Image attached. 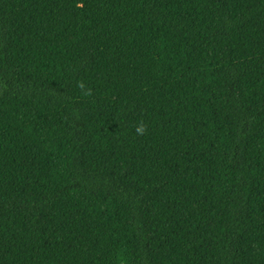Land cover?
Masks as SVG:
<instances>
[{"label":"trees","instance_id":"1","mask_svg":"<svg viewBox=\"0 0 264 264\" xmlns=\"http://www.w3.org/2000/svg\"><path fill=\"white\" fill-rule=\"evenodd\" d=\"M0 264H264V0H0Z\"/></svg>","mask_w":264,"mask_h":264},{"label":"clouds","instance_id":"2","mask_svg":"<svg viewBox=\"0 0 264 264\" xmlns=\"http://www.w3.org/2000/svg\"><path fill=\"white\" fill-rule=\"evenodd\" d=\"M77 88L80 89L81 95L84 97H92L94 94V90L89 87L85 81L80 80L77 81ZM149 125L143 120L139 121L135 126V133L139 136H143L147 133Z\"/></svg>","mask_w":264,"mask_h":264}]
</instances>
